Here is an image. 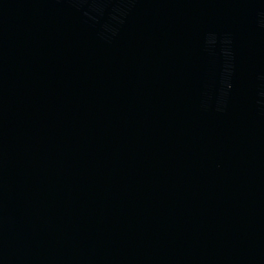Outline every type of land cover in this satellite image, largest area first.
Segmentation results:
<instances>
[{
	"label": "water",
	"instance_id": "obj_1",
	"mask_svg": "<svg viewBox=\"0 0 264 264\" xmlns=\"http://www.w3.org/2000/svg\"><path fill=\"white\" fill-rule=\"evenodd\" d=\"M0 264H264V0H0Z\"/></svg>",
	"mask_w": 264,
	"mask_h": 264
}]
</instances>
